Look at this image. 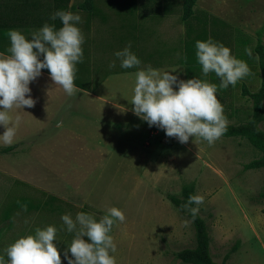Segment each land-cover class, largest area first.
I'll return each instance as SVG.
<instances>
[{"label": "rangeland", "instance_id": "rangeland-1", "mask_svg": "<svg viewBox=\"0 0 264 264\" xmlns=\"http://www.w3.org/2000/svg\"><path fill=\"white\" fill-rule=\"evenodd\" d=\"M80 2L82 0H71L75 6ZM93 2L95 9V0ZM104 2L97 0L96 4L104 7ZM195 2L199 7L196 10L208 9L229 22L232 32L225 36L217 34V42H228L236 58L240 48L244 53L240 59L250 68V76L226 88L227 108L224 104L223 110L227 124L244 123L252 115V101L248 95H243V89L254 93L260 84L254 48L258 42L264 45V0ZM130 5L131 0L121 4L120 0H113L112 7L107 9L112 12L108 15L110 19L99 21L97 7L94 21L90 20L94 15L87 14L89 19L82 20L85 26L79 27L82 33L96 28L116 36L117 22L122 26L123 40L98 54L103 58L99 61L102 69L93 74L92 88L102 84L99 95H105L113 105L79 96L82 108L79 115H76L75 105L69 106L70 101V109L60 114V105L52 108L45 89L29 84L37 91L43 106L38 107L36 117H31L30 113L23 115L12 144H0V150L10 148L6 153L0 152V255L17 237L31 234L36 227L53 225L57 228L54 243L61 253V264H66L63 250L73 234L63 230L60 216L69 214L74 218L77 212H86L99 219L108 207L115 206L125 216V221L115 223L110 233L116 244L115 264H185L175 253L194 247V228L169 197L181 198L182 188L190 186L192 195L204 198L198 215L205 222L214 262L264 264V168H244L257 159L260 152L240 137H220L211 146L190 137L187 143L180 144L155 126L157 132L164 135L152 136L149 135L151 127L131 115L129 101L134 77L128 69L119 67V61L113 56L115 49L112 50L113 47L121 49L129 42L126 33L131 24L127 10ZM44 6L50 7L48 3ZM28 8L5 7V10L22 16ZM47 9L39 8V18L52 13L51 7ZM29 11L36 13L33 8ZM71 11L75 12L76 8ZM105 12L103 10L101 17ZM117 15H121L122 20ZM83 46L87 51L88 47ZM245 49L249 50V55L245 54ZM141 59L139 67L158 60L157 57L147 60L144 55ZM113 61L115 66L109 68ZM85 67L88 68V64ZM168 67L156 68L170 70ZM117 71L123 73L114 74ZM173 74L178 76L174 71ZM41 85L47 88L45 83ZM75 116L79 122L71 119ZM54 118H60L56 127L59 123L62 126L49 125L50 129H45ZM259 128L264 132V121ZM30 131L33 133L29 134ZM21 198L52 202L44 209L31 210L17 206Z\"/></svg>", "mask_w": 264, "mask_h": 264}, {"label": "clouds", "instance_id": "clouds-1", "mask_svg": "<svg viewBox=\"0 0 264 264\" xmlns=\"http://www.w3.org/2000/svg\"><path fill=\"white\" fill-rule=\"evenodd\" d=\"M59 19L61 26L44 22L28 36L19 29L6 30L8 46L0 52V144L14 142L19 116L9 115L13 109L33 107L30 82L46 69L53 84L59 85L67 96L75 91L73 83L76 65L83 60L81 45L84 36L78 27V13L56 10L49 20ZM196 62L202 76L214 73L219 87L227 88L249 74L247 63L231 54L230 49L211 37L194 42ZM249 55V50L245 49ZM113 56L121 69L136 70L131 86L132 113L149 127L163 130L185 144L192 137L211 146L226 130L227 120L215 93L217 85L195 77L179 79L174 70H161L146 65L131 51V42L115 50ZM42 57V58H41ZM115 66V61L109 68ZM203 196L189 195L181 204L192 217L199 211ZM63 230L72 233L70 243L63 250L66 264H115L116 244L110 234L115 223H123L125 216L115 206L108 207L96 219L86 212L73 218L62 214ZM57 228L53 225L36 227L31 234L17 237L3 249L0 264H61V253L56 241Z\"/></svg>", "mask_w": 264, "mask_h": 264}, {"label": "crops", "instance_id": "crops-1", "mask_svg": "<svg viewBox=\"0 0 264 264\" xmlns=\"http://www.w3.org/2000/svg\"><path fill=\"white\" fill-rule=\"evenodd\" d=\"M123 1L125 0H120V4L123 3ZM96 2L97 0H95V7L96 8L98 7L97 8L98 20L99 21L107 20L109 13L110 14L112 13V12H108L107 9L108 7L110 8L112 7L113 0H105L104 3L106 6L104 7L97 6ZM46 3L50 5L51 9L53 8L52 0H0V16L2 15L0 21L4 23H8L10 19L13 17L11 16V13L6 12L5 7H11L13 9L23 8V7L50 8L49 6H44V4ZM196 3L197 2H195V5L192 8V15L188 19L183 20L182 19L183 0H131V5L128 6L127 8V10H129L128 15L131 18V24L129 26L128 33H126L127 34L126 37L128 41L131 42V51H133L141 61H143V59H141L143 55L147 60H149L150 58L154 59L155 57L158 58V60H155L153 63L149 64L151 67L156 68V67H160L161 65L170 66L168 68L170 70H174V72L178 74L179 79H188L195 77L198 79L207 80L209 83H215L217 85V91L215 95L224 110L225 106L227 108V104L225 103L227 99L225 97L226 88L222 89L219 87V79L215 76L214 73L210 72L208 73L207 76L201 75L200 65L196 62V58H195L194 42L196 40H206L208 37H211L214 41H218L215 38L217 34L221 35L220 33H222V35L225 36L226 34L229 35V33L232 31H230L229 22L225 20L223 16H215V14L210 12L208 9L196 10L199 8L198 3L197 4ZM77 5L75 6V4L71 3V0H68L67 11H71L74 7L77 8ZM96 8L94 9V12L91 14L94 15V17L90 19L92 20V22L94 21L93 19L97 16ZM103 10L106 11L105 16L101 17ZM73 13H78L81 17V21L78 24V27L85 26L82 25V20L87 21V19H89L86 18L88 13L78 11V9H76V11ZM48 15H50V13ZM48 15H44V18L46 17V19H48ZM91 15L89 14L88 16L91 17ZM117 16L118 18H120V20H122L121 15L120 16L117 15ZM111 17L115 18L116 16H111ZM13 19L18 20V18L15 17ZM16 24H21V23L20 21H18ZM29 24H31V22H29ZM116 26H118L115 27V29L117 30L116 36L112 34L109 36V34L107 33H102L100 29L97 31L96 28H90L87 32L82 33L84 36V41L81 47L83 51V58L88 61V68H86L84 72H79L78 75L75 74L73 81L75 85V91L72 96H67L59 85H55L52 83L46 69L41 70V75L38 78H36L34 81L30 82L31 85L33 84V88L38 86L39 89L42 88L46 90V94L48 95L47 99L49 100V103L52 106V108L53 106L56 107L57 105H60L59 108L60 114L62 112H65L67 108L70 109L69 106L75 105V107H77L76 115H79L82 111V108L79 103L80 102L79 96L81 97L86 96L93 101L102 102L108 105L111 103L107 99V97H105V95H99L98 93L99 87L102 84L97 88L95 87L94 89L92 88V85L95 82V77L93 76V74L96 73L95 72L96 70L102 69L99 61H101V59L103 58L99 57L98 54L100 52L102 53L103 49L109 50V47L113 43H120L123 40V36H125L119 21L117 22ZM226 29L227 31H225ZM238 36H240L241 38L243 37L242 34H238ZM225 39L226 38L223 37V40ZM238 40L242 44H245V41L239 38ZM221 43H224V45L230 49L229 47L230 45L228 44V42L222 41ZM83 45H86L88 47L87 51H85V47ZM113 49L118 50V48L115 47H113L112 50ZM238 51L239 53L237 56L238 59H240L241 55H243L244 53L242 52L241 48ZM143 67L144 66L140 68ZM135 70H136L135 68L128 69L130 74L133 73ZM122 73L123 72L117 71L114 74H122ZM110 75H108L107 78L110 77ZM249 76L250 75L245 76L244 80L241 81L242 82L246 81L247 78H249ZM101 78L102 76L99 79L101 80ZM44 83L47 85V88L46 86L41 85ZM245 87L246 86L244 85L243 88ZM37 94H38L37 91L31 89L30 95L35 101L33 107L29 109L27 107H24L23 109L13 108L9 112V115L13 118H15L17 115L19 116L20 121H18L17 124L18 128H20V122L24 118L23 117L24 114L30 113L31 117L32 116L36 117L38 107L43 106L42 102L39 100V97H37ZM69 101L72 104L68 106ZM21 111H23V113ZM234 111H238V109H235ZM131 115L134 114L131 113ZM51 116L52 113L48 116L47 120H49ZM59 119L60 118H54L53 120L48 121L50 124L48 123L45 129H50L48 128L49 125L52 128L54 127L59 128L60 126H62L61 123H59L57 127L55 125L57 122H59ZM71 119H73L76 122H79V118L77 116H75V118L72 117ZM53 121L56 122L53 123ZM2 131L3 129L0 127V132ZM32 133H33L32 131L29 132V134ZM17 135H18V130H16L15 136ZM149 135L163 136L164 134H162V132L160 131L157 132V130L154 127H151L149 128ZM157 141L160 146L161 144L159 142V139H157Z\"/></svg>", "mask_w": 264, "mask_h": 264}, {"label": "trees", "instance_id": "trees-1", "mask_svg": "<svg viewBox=\"0 0 264 264\" xmlns=\"http://www.w3.org/2000/svg\"><path fill=\"white\" fill-rule=\"evenodd\" d=\"M53 1V8L52 12L60 9L67 11V1L68 0H52ZM94 0H83L80 4L78 3L77 8L78 11H82L84 13L92 14L94 12L93 2ZM196 0H183L182 4V19L186 20L192 15V8L195 4ZM33 5V3H32ZM33 8V7H31ZM36 10L35 15L31 14V11L28 10L22 14V16L11 14L13 16L8 23H4L0 21V52H5L4 49L8 46V38L6 36V30L8 29H19L21 30L26 37L28 36L29 32L39 28L44 22H48L49 24H54L55 27L59 28L61 26L59 19L52 21L46 17L39 18V8L34 7L33 10ZM49 11V8L47 9ZM50 13V12H49ZM2 15L0 16V18ZM20 19L21 24L14 23L15 19ZM27 18L29 19L27 20ZM1 20V19H0ZM31 22V24H29ZM30 27V28H28ZM259 34V33H258ZM255 53L257 55V63L258 69L260 72V85L256 92L249 93L245 89H243V95L246 94L252 101V115L251 118L244 122L237 125H226L225 132L221 135V137H240L245 139L254 149L260 152V156L249 162L245 165V169L252 170V169H259L264 168V132L259 128V124L264 121V45L260 42L257 43L256 47L254 48ZM84 61L78 63L76 65V72L75 74L78 75L79 72H84L86 70V64L88 61L83 58ZM85 65V66H84ZM10 150V148H4L0 150L1 153H6ZM192 188L190 186H184L181 190V198L170 196V202L181 211L186 217L191 221L194 233H195V245L193 248L184 249L177 253H175V257L180 260L182 263L185 264H218L214 262L210 255L209 251V237L207 234V228L205 225L204 220L198 215L192 217L190 213L186 210L182 209L180 206L183 204L189 195H192ZM52 200L46 199L45 201L37 200V201H30L27 198H21L17 202V206L19 207H26L28 209H37V207L45 208L47 205H51ZM224 264V262L220 263Z\"/></svg>", "mask_w": 264, "mask_h": 264}]
</instances>
